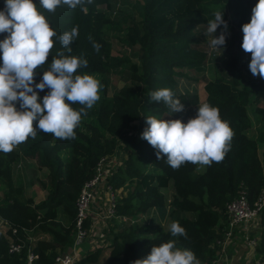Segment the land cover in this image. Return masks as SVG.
<instances>
[{"label":"trees","instance_id":"obj_1","mask_svg":"<svg viewBox=\"0 0 264 264\" xmlns=\"http://www.w3.org/2000/svg\"><path fill=\"white\" fill-rule=\"evenodd\" d=\"M33 2L57 32L46 64L35 70V81L50 68L53 57L59 58L57 53L64 51L65 55L86 59L87 67L78 68L76 74L93 75L102 88L100 99L87 115L82 114L75 139L61 140L38 131L35 139L29 137L11 153L0 152V264H25L28 247L34 255L29 264H53L54 256L73 242L75 199L81 185L91 177L100 157L117 150L125 155L106 182L111 191L121 188L125 193L115 196L114 211L128 217L124 222L141 213H147L148 220L124 223L113 233L104 258H99L102 248L95 247L77 256L75 264H133L145 258L153 246L170 239L176 240L177 247L191 250L200 264H215L219 248L215 240L223 236L225 201L242 189L251 203L264 187V78L252 75L248 67L251 53L241 47L242 25L250 21L257 0H136L141 9L138 19L124 14L110 17L106 10L111 0H83L75 9L63 5L51 13L39 0ZM4 3L0 0V10ZM101 5L105 9L99 8ZM218 10L223 11L228 24V44L217 55L220 63L208 66L204 103L218 107L221 119L233 129L231 148L222 162H213L203 172L193 174L197 165L191 163L173 170L166 157L157 159L156 150L141 133L148 127V116L185 118L188 109L198 105L196 92L177 89L178 78H192L186 70L199 71L209 58L200 37ZM115 11L110 9L111 14ZM73 27L79 35L68 53L58 36ZM110 28L119 33L122 45L136 47V61L111 52ZM6 35L0 33V40ZM93 41L101 46L99 51L93 48ZM115 68L126 70V82L109 94L107 72ZM161 88L172 90L184 110L171 113L163 102L150 100L148 94ZM37 91L43 97L49 89ZM72 107L78 110L82 106ZM21 158L35 160L38 168L45 169L44 176L37 179L45 196L36 202L24 196L21 181L13 179V165ZM167 188L168 199L164 194ZM3 220L16 232L11 234ZM173 221L186 229L187 238L171 236ZM87 223L85 219L83 225ZM257 223L255 255L262 260L264 214ZM10 240H25V244L19 252H9ZM231 245H227L228 251Z\"/></svg>","mask_w":264,"mask_h":264},{"label":"clouds","instance_id":"obj_2","mask_svg":"<svg viewBox=\"0 0 264 264\" xmlns=\"http://www.w3.org/2000/svg\"><path fill=\"white\" fill-rule=\"evenodd\" d=\"M82 2L39 0L40 6L50 13L63 5L75 9ZM213 16L214 19L208 20L204 34L212 37L211 48L222 49L228 24L223 19V11H215ZM218 28H222L220 34L213 36ZM242 32L241 47L244 52L251 53L248 67L253 76L264 78V0H257L250 21L242 25ZM0 33H7L0 40V152L11 153L29 137L35 139L38 131L51 133L61 140L75 139V129L82 114L87 115V110L100 99L102 88L93 75L76 74L78 68L87 67L88 61L59 51V58L53 57L50 68L43 71L39 82L35 81V70L46 64L54 47L52 38L57 37V32L33 0H5L4 8L0 10ZM78 35L77 27H73L70 32L58 36L68 53ZM100 47L93 41L96 51ZM45 88L49 91L40 97L37 90ZM148 97L163 102L171 113L184 110L180 99L169 88L151 91ZM74 104L82 107L74 109ZM146 123L148 127L141 133V138L156 150L158 160L166 157V163L173 170L191 163L199 166L197 171L203 172L213 162H222L234 136L228 121L221 119L218 107L207 102L199 105L196 116L186 123L180 119L152 116L146 117ZM169 229L172 237L187 238L186 229L179 222L173 221ZM133 264H200V261L191 250L177 247L176 240L170 239L153 246L145 258Z\"/></svg>","mask_w":264,"mask_h":264},{"label":"rangeland","instance_id":"obj_3","mask_svg":"<svg viewBox=\"0 0 264 264\" xmlns=\"http://www.w3.org/2000/svg\"><path fill=\"white\" fill-rule=\"evenodd\" d=\"M99 8H104V6H100ZM115 8L116 11L114 14H111L110 9ZM107 13H109L110 17H117V16H122V14L126 15V16H131L134 19H138L139 18V14L141 12L140 6L138 5V3L136 2V0H111L110 2V7L106 10ZM222 28H218L217 31L215 33H213V36H218L221 32ZM228 31V30H227ZM202 36L200 37L201 40V44L202 46L208 51L209 53V58H207V61H205V64L202 66V68L199 71H195L193 69H189L186 70V74L192 78H184L183 76H181L180 78H178V83H177V89L180 91H192V92H196L198 95V105L192 108L188 109V116L190 115L191 118H194L197 114V110L199 105L204 103V96L205 93L203 91V83L205 81V79L208 78L209 74H208V66L212 63H217L219 64L220 61L217 58V55L220 54V52L222 50H224L227 47L228 44V35L226 36V43L223 46L222 49H213L210 47L209 45V41L211 40V36H205L204 33L201 34ZM107 37L111 43V52L114 55H119V56H126L129 60L131 61H136V47H132L131 49L128 48L126 45H122L120 43V41L118 40L119 37V33L115 30V29H108L107 30ZM212 50V51H211ZM211 51V52H209ZM219 67V66H217ZM108 74V87H107V91L110 94L111 92H113L120 84H122L123 82H126V70L125 69H112L110 71L107 72ZM195 80H194V79ZM248 114L249 116L252 118V114L250 111V106H248ZM188 116L185 118H175L169 114H163L162 119L165 120H169V119H180L182 122L186 123L188 121ZM136 121H134L133 123H135ZM260 153L262 154V150H259ZM125 153L123 151H119L117 150V152H115L114 154H111L110 156L107 157L106 162H109V164L105 165L106 169H107V173L106 175L109 176L110 172L114 169L115 165L119 164V162H121V158L124 157ZM30 161V164L23 166V163H21V168L24 169H20L17 173V171H14L13 174V179H19L20 181H15V183H22L23 186V194L24 196H28L30 197L34 202L40 200L41 198H43L45 196L43 189L39 186V183L37 182V179L42 178L44 176L43 174V169L44 168H38L37 164L35 162V160H28ZM199 166L197 165V167L193 170V174L198 172L197 168ZM109 168V169H108ZM45 170V169H44ZM110 171V172H109ZM113 192V191H112ZM169 192L170 190L167 188L164 190V194L165 197L168 199L169 198ZM125 193L124 189L118 188L116 189L112 194H113V200L115 199V196H117L118 194H123ZM2 192L0 190V196H1ZM108 200V198H107ZM107 200L105 205L103 206L102 210L107 209L106 204H107ZM101 202V201H100ZM106 207V208H105ZM101 209H97L96 212L99 213ZM182 214L184 215H188L189 216V212H183ZM157 215V214H156ZM93 216V213H92ZM94 216H96V213H94ZM105 216H107L106 218H103V216H96V217H92V220L90 219L88 221V226H86V237L79 242V244L81 243V245H84L87 248V237L94 235V239L97 240H93L90 239V242L92 243V247L94 246H98L102 248V251L100 253L99 258H104L105 255H107L108 253V249H109V245L105 242L106 240H110V238L112 237L113 233L118 231L123 225L124 223H128V222H124V220L120 219V215H117L116 213L114 215H108L107 213L105 214ZM111 216V217H109ZM109 217V218H108ZM124 219L128 218L127 216L123 215ZM148 220V214L147 213H141L138 214L137 218H135L134 220H132V223L134 222H138V223H143L146 222ZM165 223V222H164ZM259 223H255V227L257 228V230H255L253 228V234H255V240L256 243H258V234H259ZM88 227V228H87ZM109 228L107 230L104 231L105 236H107L105 239L104 234H103V230L106 228ZM262 228V227H261ZM110 232V233H109ZM98 235V236H97ZM237 239L234 238V242L233 240H231V247L229 249V251L226 249V247L224 248V250H219L217 253L219 256H223L226 259H230L232 260L231 263L233 264H247L248 261H250V257L255 255V246L251 247L249 245H247L241 236V232L238 233L237 235ZM235 236V237H236ZM105 243V244H104ZM108 245V246H107ZM90 247V246H89ZM230 252V253H229ZM239 252V253H238ZM231 254H232V258H231ZM239 256V257H236ZM256 256H260L258 253ZM255 257V256H254ZM241 260L242 262L240 263ZM263 260V264H264V258Z\"/></svg>","mask_w":264,"mask_h":264},{"label":"built area","instance_id":"obj_4","mask_svg":"<svg viewBox=\"0 0 264 264\" xmlns=\"http://www.w3.org/2000/svg\"><path fill=\"white\" fill-rule=\"evenodd\" d=\"M108 156H102L98 159L94 166L93 174L89 179L83 182L80 187L79 193L75 199V217L73 222V242L67 250L57 253L54 256L53 264H75L77 258V252L75 249V244L86 237V227L83 225V221L89 218L90 213V204L94 198L95 191L103 185L104 189L107 190V209L104 214L114 215V200L113 192L110 189V185L106 182L107 180V169L105 165L109 164L106 162ZM224 215V230L223 236L220 239H216L215 242L219 245L220 250L227 248V245L231 243V240L234 238L237 239V234L241 232L243 241L254 247L256 245L255 234H253V228L255 223L258 221V218L261 214H264V187L260 189L256 198L250 203L248 202L245 192L240 189L237 195L226 200L224 207L222 209ZM90 213V214H89ZM109 216V217H111ZM107 217V216H106ZM122 217V219H121ZM121 220L126 221L123 216H120ZM133 220V219H132ZM131 219L129 222L132 221ZM4 225H8L10 228V233L13 234L16 231L15 227L10 226L5 220H3ZM88 224V223H87ZM88 226V225H87ZM88 228V227H87ZM236 236V237H235ZM29 240V237H27ZM233 243V242H232ZM25 240L23 241H14L10 240L8 243L9 252H19V250L24 246ZM219 250V248H218ZM226 251V250H224ZM219 253V252H217ZM32 252H30L29 247L26 252V261L25 264H29L33 258ZM255 256V257H254ZM250 257V261L247 264H263V261L259 256L254 255ZM228 260L223 256L217 254L216 259L214 260L215 264H228Z\"/></svg>","mask_w":264,"mask_h":264},{"label":"crops","instance_id":"obj_5","mask_svg":"<svg viewBox=\"0 0 264 264\" xmlns=\"http://www.w3.org/2000/svg\"><path fill=\"white\" fill-rule=\"evenodd\" d=\"M21 163H23V166H26V165H28V164H30V161H28V160H26V159H24V158H21V159H19L14 165H13V170H12V175L14 174V171L16 172L17 171V173H18V171L20 170V169H22L21 168ZM109 169V168H108ZM22 170H24V169H22ZM110 172V171H109ZM107 178H108V176H107ZM107 194H108V192L104 189V187H103V185H101L96 191H95V195H94V198L92 199V201H91V204H90V213H91V216L89 215V218H88V221L91 219L92 220V217H96V216H103V218H106V216H105V214H104V212H105V210H102V208H103V206L105 205V203H106V200H107ZM101 201V202H100ZM107 205V204H106ZM106 208V207H105ZM97 209H101L100 210V212L99 213H97L96 212V210ZM89 213V214H90ZM92 213H93V216H92ZM94 213H96V216H94ZM154 214H157V212L156 213H154ZM158 216V215H157ZM109 218V217H108ZM158 219H159V217H158ZM162 221V220H161ZM109 228L107 227L106 229H104L103 230V234H104V239L107 237V236H105V233H104V231L106 230V233H107V230H108ZM254 229H256V227L254 228ZM110 233V232H109ZM98 236V235H97ZM112 238V237H111ZM110 238V239H111ZM90 239H93V240H97V239H94V235H93V238H92V236H90V237H87V241H88V244H87V248L84 246V245H81V243L79 244V242L76 244V246H75V249H76V252H77V256H78V258L80 257V255L82 254V253H84L85 251H87V250H90V249H92V248H95V247H98V246H100V245H98V246H94V247H92V243L90 242ZM82 241V240H81ZM107 244H109V242H110V240L108 239V240H106L105 241ZM233 242H234V239H233ZM105 244V243H104ZM90 246V247H89ZM230 253V252H229ZM239 253V252H238ZM106 256V255H105ZM104 256V257H105ZM236 257H239V256H237L236 255ZM231 258H232V254H231ZM231 261L232 260H230L229 259V262H230V264H233V263H231ZM236 264V263H235Z\"/></svg>","mask_w":264,"mask_h":264}]
</instances>
